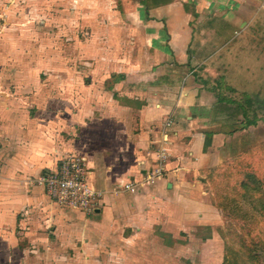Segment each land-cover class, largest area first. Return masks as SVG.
Returning a JSON list of instances; mask_svg holds the SVG:
<instances>
[{"label": "crops", "instance_id": "0c3cea01", "mask_svg": "<svg viewBox=\"0 0 264 264\" xmlns=\"http://www.w3.org/2000/svg\"><path fill=\"white\" fill-rule=\"evenodd\" d=\"M263 5L135 0L139 56L107 85L67 70L44 84L20 74L8 86L0 75V264L41 254L48 264H225L224 219L256 138L236 86L221 81L241 69L245 55L230 51ZM160 147L163 178L123 187L153 168ZM67 154L102 190L89 211L59 205L37 181Z\"/></svg>", "mask_w": 264, "mask_h": 264}, {"label": "rangeland", "instance_id": "374dc122", "mask_svg": "<svg viewBox=\"0 0 264 264\" xmlns=\"http://www.w3.org/2000/svg\"><path fill=\"white\" fill-rule=\"evenodd\" d=\"M134 1L0 0V75L6 76L8 86L17 85L14 80L19 84L20 74L22 84H44L47 77L58 76L50 71L67 70L86 85H107L139 56L142 34ZM230 53L245 59L237 73L224 74L221 82L236 86L229 93L245 105V127L254 131L256 148L240 154L246 165L239 166L234 180H246L248 186L233 188L240 198L224 219V263L264 264V5ZM231 180L228 175L227 183ZM218 185L216 191L223 190L220 181ZM36 258L31 263L48 264L45 254Z\"/></svg>", "mask_w": 264, "mask_h": 264}, {"label": "built area", "instance_id": "2783aa9c", "mask_svg": "<svg viewBox=\"0 0 264 264\" xmlns=\"http://www.w3.org/2000/svg\"><path fill=\"white\" fill-rule=\"evenodd\" d=\"M165 139L166 134L163 133ZM166 157V149L160 147L153 168L142 175L138 182H127L123 187L134 190L136 185L153 183L163 178ZM85 172L83 158L77 154H67L60 159L55 170L40 175L37 180L43 184L46 195L59 205L89 211L102 190L86 180Z\"/></svg>", "mask_w": 264, "mask_h": 264}, {"label": "trees", "instance_id": "16d2710c", "mask_svg": "<svg viewBox=\"0 0 264 264\" xmlns=\"http://www.w3.org/2000/svg\"><path fill=\"white\" fill-rule=\"evenodd\" d=\"M243 113H245V116H246V114H247V110L246 109H243ZM242 165H246L244 162H242L241 163ZM246 181V180H245ZM245 181H243V180H241L240 182H239V184L238 185H236V186H238V189L239 188H245V187H247L248 185V181L247 182H245ZM254 181H257V179H255ZM236 186H234V187H236ZM258 188H260L259 186H252V189H254V190H257ZM262 195L263 194H261V196L260 197H262ZM239 198L240 197H237V196H235L234 195V198H233V202H234V204H231V210H233V208L235 207L236 208V205H237V203H238V201H239ZM238 199V200H237ZM227 247V246H226ZM228 248V247H227ZM225 259H226V257H225ZM226 264V263H225Z\"/></svg>", "mask_w": 264, "mask_h": 264}]
</instances>
